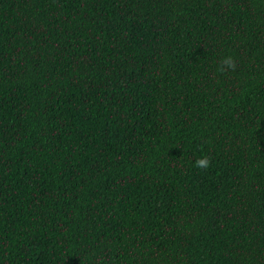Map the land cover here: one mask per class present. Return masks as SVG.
Here are the masks:
<instances>
[{"label": "trees", "instance_id": "16d2710c", "mask_svg": "<svg viewBox=\"0 0 264 264\" xmlns=\"http://www.w3.org/2000/svg\"><path fill=\"white\" fill-rule=\"evenodd\" d=\"M0 264H264V0H0Z\"/></svg>", "mask_w": 264, "mask_h": 264}, {"label": "clouds", "instance_id": "9594fccd", "mask_svg": "<svg viewBox=\"0 0 264 264\" xmlns=\"http://www.w3.org/2000/svg\"><path fill=\"white\" fill-rule=\"evenodd\" d=\"M221 64L223 65L221 70L235 68V61L232 56H225L222 59ZM194 166L197 168H207L209 166V158L206 155L200 156L194 161Z\"/></svg>", "mask_w": 264, "mask_h": 264}]
</instances>
